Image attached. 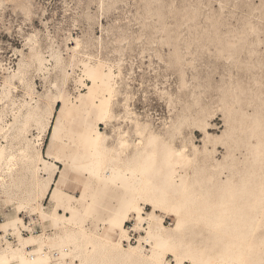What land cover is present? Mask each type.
Returning a JSON list of instances; mask_svg holds the SVG:
<instances>
[{"label": "rangeland", "instance_id": "374dc122", "mask_svg": "<svg viewBox=\"0 0 264 264\" xmlns=\"http://www.w3.org/2000/svg\"><path fill=\"white\" fill-rule=\"evenodd\" d=\"M58 97L53 116L59 109L66 125L61 143L48 151L49 111ZM254 118L260 128L253 129ZM83 121L94 137L106 138L104 149H95L101 151L96 168L101 178L110 172L107 180L82 170L90 150L77 136L85 132ZM49 154L62 163L76 157L78 166L57 164L67 168L60 207L39 193L47 182L42 160L56 163ZM146 164L188 180L177 198L138 192L135 205L144 212L152 209L148 199L159 205L164 232L174 234L180 218L181 242L203 260L209 256L208 264H219L213 258L225 254L221 242L230 240L234 264H264L262 216L246 241L240 224L222 234L223 224L240 222L228 216L240 213L244 198L243 218H252L257 202L250 193L264 189V0H0V255L18 253L11 264L31 255L32 264H117L109 249H94L126 198L109 180ZM188 190L196 192L193 199ZM227 207L239 212L223 218ZM127 214L125 249L144 234L134 212ZM67 234L74 236L59 260L54 254ZM162 258L174 262L169 252Z\"/></svg>", "mask_w": 264, "mask_h": 264}, {"label": "bare ground", "instance_id": "6f19581e", "mask_svg": "<svg viewBox=\"0 0 264 264\" xmlns=\"http://www.w3.org/2000/svg\"><path fill=\"white\" fill-rule=\"evenodd\" d=\"M60 103H61V100H60L59 97L55 98V99L53 98V102H52V105H51V108H50V111H49V117H48V123H47L46 130L49 128V123H50L51 119L54 117L53 114L55 112V108ZM57 111H58V116L54 117L53 123H52V125L50 127V132H49V137H48V151L50 149H52L53 147H55L56 145L61 143L60 142V140H61V132L63 130V127L66 125V121H65L64 117L62 116L61 111L59 109ZM252 124H253V129H256V127L260 128L259 125H258V120L256 118H254ZM238 125H240V124H238ZM81 126H83V128L85 129V132L83 134L79 133L77 136L82 138V141L84 142V144L87 147L90 148V150H88V152L85 153V156L83 158L85 160L86 164H85V166H82V168H83L82 170L85 171L92 178H95V179H98V180L99 179H103V180L109 179V177H111L110 172H105L104 178H101L100 173H99V171L96 168L97 164H101V161H100V157H101L100 156V152L101 151L98 152V150L95 149V146L99 145V146L103 147V143H105V141H106L105 136H103V134L101 132H98L95 135V137L92 134H90L89 131L91 130V126L86 121H83L81 123ZM240 132L241 131H239V133ZM252 133H253L252 136H254L255 139H257L259 137V134L257 132H252ZM153 141H154V138L152 137V140L149 141V144H150L149 146L152 147V145L154 144ZM261 146H262V143L257 141L256 144H255L256 151H257V148L258 147L261 148ZM101 147H100V149H102ZM103 149H104V147H103ZM108 151H110V150H108ZM66 157H65V159H66ZM49 158H53L54 161H56V163H48V162H45V161L42 160V164L44 165V167L43 168H39V171L41 172V174H43L46 177V179H47L46 181L47 182L42 184L39 193H40L41 200L44 199L46 197V195L49 193V196H51L52 199L55 201V205L57 207H60V200H61L62 195H63L62 194L61 185H62V183H63V181H64V179H65V177L67 175V168L60 169L57 164H61V165L67 164L68 166H72L73 168H76V167H78L75 164L76 157L75 158H70V160H65L64 159L63 163L61 162L62 161L61 159L57 160L51 155H50ZM164 158H165V164L169 163L170 156L166 155ZM257 160L258 159L256 158L253 161L255 165L257 163ZM254 164L251 166L252 168H254V166H255ZM167 166H168V164H167ZM174 166H175V164H174ZM250 170H252V169H250ZM138 173H136L133 170H131V171H129V173L123 175V177H119V175H117L115 173L112 176L111 180H109L111 182V184H113L116 187H120V188H122L125 191L126 198L124 200V205L122 207V210L115 213V217H114L113 221H111L106 226L105 231L100 236H97V238L95 239V242H94L95 245L94 246H96L98 248L95 247L94 249H98L100 251L109 249L110 252H111L112 260L114 262H116L117 264H183V262L186 261V260H190V264L191 263L192 264H208L209 260H211V258L209 256H207L203 260L202 255L200 254V252H198L199 250L198 251H194L192 249L189 250L187 248V245H185V244H183V242H181V240H180L181 236H180V232H179V227H181L180 225L182 224V219H180V218L178 219L177 225L175 227L176 231H175L174 234L166 233V232H164L165 226L163 225V221L161 219L157 218L156 212L159 211L160 207H159V205L156 204V202H153L152 200H149V199L148 200L146 199L147 201H144L145 202L144 204L146 206L152 207V209L149 212H144L143 211L144 210V206H138V205L136 206L135 205L136 200H138V198H139V194H138L139 190H141V192H142V190H151L153 194H159V195H161V198H163V199H165V197L167 198L168 195L177 198L180 195V193H182L184 190L186 191V187L188 185L187 184L186 187H185V183H186L185 181H187V183H188V180L185 179L186 178L185 176H184L185 178L183 177L184 174L182 176H178V175L175 174V170L174 169H170V168H168V169L167 168H162V169L159 168V169H155L154 170L148 164H146V166L143 167V169H141L140 172H138ZM176 173H177V171H176ZM137 174L140 175V176H138ZM56 175L58 176L57 177L58 179H56L57 180L56 181V187L53 188V186H52L50 188V185H51V183L53 181V178ZM175 175L178 176V178L175 177ZM263 175H264V173L262 174V176ZM259 176H261V175H259ZM262 176H261V178H262ZM239 182L241 183L242 181H239ZM240 183H239V185H240ZM241 185H242V183H241ZM188 187H190V186H188ZM241 188L243 190V188H245V185H242ZM192 189H194V188H192ZM248 190H250V189L247 188V191L244 190L243 193L249 194L250 192ZM256 191L257 192L254 191V192L250 193L251 200L254 199L257 202L255 204L256 206L254 205L253 210L251 212H249V214L253 213V216L251 215L252 218H248V219L243 218L242 212H244L243 209L245 207H247L246 206L248 204L247 198H244L242 200V202L239 203V205H241L240 207L243 208V209L241 208L242 210L239 208L241 214L240 213H234V214L232 213V215L230 216L229 213L233 212L234 210L237 211V209L232 207L234 209L231 212L229 211L230 209H228V207L226 209H223L221 217L224 218V217L229 215L228 217H230V219H231L229 221H232L233 219H237V221H234V223L238 222V220L240 222L238 223V225L237 224H232L231 222L229 224H223L222 225V228H223L222 229V231H223L222 234H230V233L235 232L234 230L236 228L239 229L238 228L239 224H240V226L244 227L243 228L244 229L243 232L240 230L241 231L240 232L241 239H242V237H244V238L247 237L248 238V236H251L252 234H254V231L256 230V228L259 225V223L261 224V219H260L261 216H262V218H264V212H263L264 210H262V208L264 206V203H263V201H264V189H260V190H256ZM193 192L196 193L195 191H193ZM193 192H191V193L194 194ZM182 194H184V192ZM189 194H190V191H189ZM192 194H190V196H192ZM193 196L191 197L192 199H193ZM195 198H196V196H195ZM229 198L230 197L228 196L227 199H229ZM238 198H239V196H238ZM184 199L185 198H183L182 200H184ZM197 199H198V196H197ZM178 200H179V198H178ZM187 200L190 201L189 199H187ZM254 200H253V202H255ZM197 201L199 202L200 200H197ZM178 202H179L178 203V205H179L181 203V201H178ZM191 202H192V200H191ZM196 202L194 201L193 204H196ZM186 203H188V202H186ZM182 207H184V204H182ZM202 207H203V205H202ZM56 209L57 208L54 207L53 213L55 215H57V216H60V214L56 212ZM198 209H199L198 211L201 210V208H198ZM205 209H207L206 206H205ZM220 210H222V209H220ZM130 211L134 212V214H135L134 219L137 221V224L135 225L136 229L137 230H142L144 234L140 235L138 237V239L136 240V244L134 246L129 247V249H125V248L122 247V245H121L122 243L121 242L125 241V239L127 238L126 237L127 236L126 235L127 234V230L124 227V223L127 221V219H129L127 217V215H129V214H127V213H129ZM202 211H203V209H202ZM237 212H239V211H237ZM70 214H71V217H72L74 215V211H71ZM214 214H216V213H214ZM211 215H209V217H211ZM206 217H208V216L206 215ZM206 217H205V219H206ZM69 218H70V216L69 217H67V216L65 217V219H69ZM209 219H211V218H209ZM213 220H215V219H213ZM209 221H211V220H209ZM216 221L218 222V221H220V219L218 218ZM211 223H213V222H211ZM211 223H209V224H211ZM17 224H18V221H14L13 229L15 230V232L17 231L16 230L17 229L16 228ZM144 225H146V227H144ZM220 226L221 225H219L218 228ZM214 227H212L211 230H213ZM259 227H260V225H259ZM209 228H210V225H209ZM185 230H186V228H184V231ZM237 235H239V234L237 233ZM73 236H72V234H67L65 237H63L60 240V245H58V247L56 248V249L59 250V252H60L59 254L60 255L57 254V253H55L56 255H54L55 257H57V255H58L59 260L63 259L64 246H65V244L68 243V241L73 239ZM115 236H117V240L115 239ZM184 237H185V235H184ZM237 237L240 238V236H237ZM239 238H238V240H239ZM247 238L246 239H242V240L246 241ZM241 239H240L241 246L239 245L238 242H235V243H238V245L240 247H242V243H243ZM248 239H250V238H248ZM257 240H259V238ZM66 241H67V243H66ZM26 242H23L22 244L25 245ZM229 242H231V240ZM229 242H227V243L225 242L224 244L221 242L222 246L226 249L227 253L225 251V254L224 253L223 254H217L215 256V258H213L219 264H234L233 263L234 257L231 258V260L228 259L229 257H227V254L229 255V251L231 250V247H232V244L229 243ZM36 243H38V242H36ZM262 244H264V243H262ZM54 245H52L51 248H53ZM261 246L262 245H260L259 247H261ZM90 247L92 248V246H90ZM148 247H149L150 255H146L145 254V248H148ZM246 248H248V247H246ZM54 249H55V247H54ZM242 249H240V251ZM43 250H46V249H43ZM89 250H91V249H89ZM91 252L94 253L92 250H91ZM164 252H165V254H167L169 252V253H171L174 256V259H173L174 262L173 263H169L168 260L166 261L165 259L163 260L162 255L164 254ZM96 253H97V250H96ZM106 253H104V254H106ZM234 253H236V252L234 251L233 254ZM244 253H246V252H244ZM17 254L18 253H16L15 255H17ZM97 254L99 255V253H97ZM202 254H203V251H202ZM15 255L12 254V253H10V254L2 253L0 255V264H11L12 260H14V261L17 260V259L15 260V258L17 257ZM235 255L237 257V254H235ZM251 256H253V254ZM29 258H30V260L34 259L33 255L29 256ZM100 259H102V258H100ZM30 260H28V258H27V260L22 258L21 260H18L17 264H32L30 262ZM102 260H104V259H102ZM107 262H109V261H107ZM209 263H211V262H209ZM81 264H92V263H91V261L88 262L87 259H83ZM111 264H112V262H111ZM241 264H243V262Z\"/></svg>", "mask_w": 264, "mask_h": 264}, {"label": "crops", "instance_id": "0c3cea01", "mask_svg": "<svg viewBox=\"0 0 264 264\" xmlns=\"http://www.w3.org/2000/svg\"><path fill=\"white\" fill-rule=\"evenodd\" d=\"M55 181H56V179H55V177H54L53 182H55ZM52 184H54V183H52ZM48 196H49V194H48ZM67 196H68V197H71V195H69V194H68ZM75 199H77V196H75ZM72 206H73V205L71 204V205H70V209H72ZM65 207H66V206H65ZM59 211L62 212V209H59Z\"/></svg>", "mask_w": 264, "mask_h": 264}, {"label": "built area", "instance_id": "2783aa9c", "mask_svg": "<svg viewBox=\"0 0 264 264\" xmlns=\"http://www.w3.org/2000/svg\"><path fill=\"white\" fill-rule=\"evenodd\" d=\"M54 255H56V254H54Z\"/></svg>", "mask_w": 264, "mask_h": 264}, {"label": "trees", "instance_id": "16d2710c", "mask_svg": "<svg viewBox=\"0 0 264 264\" xmlns=\"http://www.w3.org/2000/svg\"><path fill=\"white\" fill-rule=\"evenodd\" d=\"M58 107H59V106H58ZM58 107H57V108H58Z\"/></svg>", "mask_w": 264, "mask_h": 264}]
</instances>
